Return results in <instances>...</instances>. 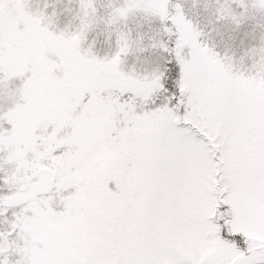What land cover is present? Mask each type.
<instances>
[{"label":"snow or ice","instance_id":"snow-or-ice-1","mask_svg":"<svg viewBox=\"0 0 264 264\" xmlns=\"http://www.w3.org/2000/svg\"><path fill=\"white\" fill-rule=\"evenodd\" d=\"M0 264H264V0H0Z\"/></svg>","mask_w":264,"mask_h":264}]
</instances>
